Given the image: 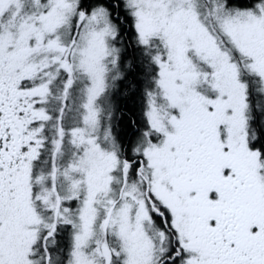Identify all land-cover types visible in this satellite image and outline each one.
<instances>
[{"label": "snow or ice", "instance_id": "6c2138e0", "mask_svg": "<svg viewBox=\"0 0 264 264\" xmlns=\"http://www.w3.org/2000/svg\"><path fill=\"white\" fill-rule=\"evenodd\" d=\"M0 264H264V0H0Z\"/></svg>", "mask_w": 264, "mask_h": 264}]
</instances>
